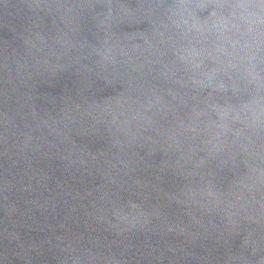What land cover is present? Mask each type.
<instances>
[{
	"label": "water",
	"instance_id": "water-1",
	"mask_svg": "<svg viewBox=\"0 0 264 264\" xmlns=\"http://www.w3.org/2000/svg\"><path fill=\"white\" fill-rule=\"evenodd\" d=\"M0 264H264V0H0Z\"/></svg>",
	"mask_w": 264,
	"mask_h": 264
}]
</instances>
